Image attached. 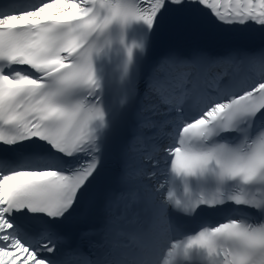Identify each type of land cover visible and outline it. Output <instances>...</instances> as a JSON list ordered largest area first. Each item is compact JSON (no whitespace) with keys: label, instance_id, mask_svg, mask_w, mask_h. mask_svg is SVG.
Segmentation results:
<instances>
[{"label":"snow or ice","instance_id":"snow-or-ice-1","mask_svg":"<svg viewBox=\"0 0 264 264\" xmlns=\"http://www.w3.org/2000/svg\"><path fill=\"white\" fill-rule=\"evenodd\" d=\"M0 264H264V0H0Z\"/></svg>","mask_w":264,"mask_h":264}]
</instances>
